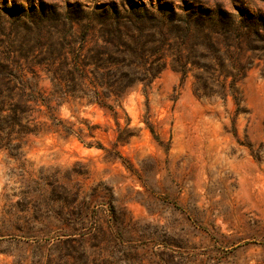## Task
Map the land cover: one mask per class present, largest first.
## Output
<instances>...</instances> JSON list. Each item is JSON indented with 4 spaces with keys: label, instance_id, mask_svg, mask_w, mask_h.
Wrapping results in <instances>:
<instances>
[{
    "label": "rangeland",
    "instance_id": "1",
    "mask_svg": "<svg viewBox=\"0 0 264 264\" xmlns=\"http://www.w3.org/2000/svg\"><path fill=\"white\" fill-rule=\"evenodd\" d=\"M0 70L97 126L0 148V264H264V0H0ZM47 70H99L112 109ZM117 70L162 71L114 97Z\"/></svg>",
    "mask_w": 264,
    "mask_h": 264
},
{
    "label": "trees",
    "instance_id": "2",
    "mask_svg": "<svg viewBox=\"0 0 264 264\" xmlns=\"http://www.w3.org/2000/svg\"><path fill=\"white\" fill-rule=\"evenodd\" d=\"M208 18V19H207ZM207 21L210 20V24L215 25L216 19L213 16H208ZM217 23V22H216ZM188 60L178 59L174 62V66L181 72H188ZM167 62H165V65ZM50 74L53 87L57 88L59 84L74 83L78 81L88 80L94 84V88L78 90L76 88H67L63 90L66 95L77 96L79 93L82 97L86 95L89 100H94L99 105L112 109V105L108 103V96L104 91L100 90L95 82L100 85H105L107 81L105 76L101 75L99 70L95 72L90 70H81L77 72L70 70L67 76H63L57 70H47ZM162 70H131L129 73L124 70L113 71V75L118 77L114 83L118 84V88H109L108 93L114 97L121 96L125 90L126 85L131 83L142 82L144 86H148L161 72ZM32 76H27L25 70H0V148H7L12 145V141L20 139L28 134H34L40 132L44 127L56 126L57 130H63L66 133H76L79 138L85 142L86 136H93V130L97 126H89L90 132L86 134L83 128L74 127V123H71L63 118L57 116L52 110L50 102L46 101L44 91L39 85V74L36 70H31ZM92 72L91 76L89 73ZM77 73L79 76H77ZM104 77V78H101ZM104 79V80H101ZM237 74L233 75L231 80L230 95H232L236 104V114L246 112V98L243 89L238 86ZM196 92L199 96L209 95V92L201 91L196 87ZM227 96V94H224ZM42 105L47 107V112L42 111ZM44 113L47 117L46 120H41L40 115ZM234 123V129L236 134V126ZM86 143V142H85ZM88 146H92V142L87 143ZM98 147H103L99 142ZM251 147V146H250ZM252 152L253 149L251 148ZM257 158L263 157L256 156Z\"/></svg>",
    "mask_w": 264,
    "mask_h": 264
}]
</instances>
